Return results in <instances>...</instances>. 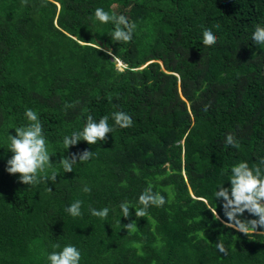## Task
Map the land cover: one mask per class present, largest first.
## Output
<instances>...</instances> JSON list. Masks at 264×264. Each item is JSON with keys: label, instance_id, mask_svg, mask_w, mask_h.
Instances as JSON below:
<instances>
[{"label": "trees", "instance_id": "trees-1", "mask_svg": "<svg viewBox=\"0 0 264 264\" xmlns=\"http://www.w3.org/2000/svg\"><path fill=\"white\" fill-rule=\"evenodd\" d=\"M98 7L136 24L131 42L112 40L114 25L95 19ZM257 25L264 26V0H0V264H50L47 255L68 244L81 252L80 264H264V235L227 228L210 210L226 220L214 192L231 187L232 165L264 158ZM205 28L216 34L214 45L203 44ZM27 108L51 156L40 175L56 172L54 182L27 186L6 171L9 134L29 123ZM116 111L133 126H116ZM89 114L96 122L107 115L114 131L66 149L63 137L82 131ZM228 134L239 147L226 144ZM84 150L92 158L65 173L62 156ZM149 183L172 198L150 206V219L137 218ZM78 199L83 215L72 217L66 208ZM89 207H108L107 220ZM130 220L133 234L122 226Z\"/></svg>", "mask_w": 264, "mask_h": 264}, {"label": "clouds", "instance_id": "clouds-1", "mask_svg": "<svg viewBox=\"0 0 264 264\" xmlns=\"http://www.w3.org/2000/svg\"><path fill=\"white\" fill-rule=\"evenodd\" d=\"M24 5H27L28 0H22ZM94 17L101 24H108L111 22L114 25V30L111 33L112 40L117 42L129 43L133 39L136 29V24L131 22L124 14H110L103 8H96ZM215 27L218 29L219 24ZM253 41L257 45L264 46V26L257 25L252 35ZM217 42V36L211 28H205L203 31V44L206 46L214 45ZM104 50V49H100ZM107 54L111 55V49H106ZM66 105L65 107H71ZM25 116L29 123L26 126L15 128V135L9 134L10 144L8 151L12 156L7 159L6 171L9 174H19V182L27 186H35L40 183L41 179L44 180H57V173L53 172L51 176L43 175L47 169L51 167L50 155L48 152L47 141L44 135L43 125L37 113L27 108ZM112 119L116 126L120 128H129L133 126V119L124 111H116L112 114ZM109 117L102 116L99 122L93 119L89 114L87 116L86 124L82 131H73L71 135L63 137V144L66 149L71 146L77 145L81 140L86 141L89 145H95L98 141H106L108 134L114 131L113 127L109 126ZM226 144L232 147H239L236 138L232 134L226 137ZM93 156L92 151L84 150L80 153H73L71 156H62L60 164L65 173L73 171V165L77 162L83 163L89 161ZM264 158H261L254 167H250L247 161L239 162L231 166V187H224V184L218 187L214 192V197L222 202V208L226 220H221L217 209H210L214 218L224 224L225 227L234 229L237 232L250 236L264 235V232H258L260 228H264ZM168 165L165 164V167ZM122 187H127V182L121 184ZM84 192H90L91 189L85 187ZM168 191V189H165ZM172 193L169 191L168 199L165 198L159 191H153L151 183L139 195L140 208L135 209V216L137 218L150 219L148 208L150 206L163 207L165 203L170 202ZM203 200V198H201ZM206 204L207 201L203 200ZM83 201L76 200L71 203L66 211L72 217H81ZM122 215L125 218H130L132 209L129 202L124 201L119 205ZM89 212L92 216L107 220L110 209L104 207L97 210L96 208L89 207ZM245 212L249 215L257 217L258 219H246ZM117 224H121L118 220ZM129 234L138 231L137 223L135 220H130L126 225H122ZM200 235H203L200 233ZM214 246L216 249L224 254H228V249L225 247L223 241L218 240ZM54 249L60 248L59 244L52 245ZM133 247L139 248V244H133ZM141 254L142 253H138ZM50 264H80L81 252L74 245H65L60 251H53L47 255Z\"/></svg>", "mask_w": 264, "mask_h": 264}, {"label": "rangeland", "instance_id": "rangeland-1", "mask_svg": "<svg viewBox=\"0 0 264 264\" xmlns=\"http://www.w3.org/2000/svg\"><path fill=\"white\" fill-rule=\"evenodd\" d=\"M118 66L121 67V69H123L122 63L118 61Z\"/></svg>", "mask_w": 264, "mask_h": 264}]
</instances>
